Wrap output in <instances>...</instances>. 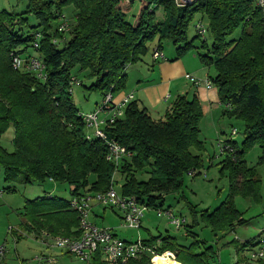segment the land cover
Instances as JSON below:
<instances>
[{
  "label": "trees",
  "instance_id": "trees-1",
  "mask_svg": "<svg viewBox=\"0 0 264 264\" xmlns=\"http://www.w3.org/2000/svg\"><path fill=\"white\" fill-rule=\"evenodd\" d=\"M138 1L135 12L131 0H28L20 12L0 10V136L13 129L12 149L0 147L3 180L9 184L7 191L14 183L66 184L70 196L111 187L115 168L106 161L100 140H85V125L68 91L69 78H79V86L89 94L103 97L110 88L118 92L125 87L128 66L145 62L148 44L155 43L152 57L154 50L162 51V42L169 41L176 46V58L193 51L205 67L214 68L209 78L224 105L222 115L235 118L242 127L240 146L226 139L232 151L219 161L220 172L229 181L227 195L212 211L189 209L192 222L186 227L197 225L199 215L215 236H221L246 223L234 204L235 195L262 202L264 15L256 0H193L181 7L174 0ZM69 6L74 10L71 29L62 36L57 32L59 16ZM195 18L205 20L210 42L196 33L188 38V26ZM238 28L239 36L232 38ZM29 49V56L42 59L45 80L12 68L11 54L28 56L24 54ZM202 117L195 93L176 96L158 119L135 100L130 102L123 117L105 128L109 138L130 152L117 167L121 180L116 191L157 209L165 195L180 193L184 175L203 167ZM253 146H259L261 153L255 165L248 166L244 155ZM21 214L19 228L12 230L16 239L24 232L70 238L80 234L69 198L47 192L26 199ZM186 235L187 244L168 234L143 243L153 247L158 241L156 251L173 252L181 264H212L213 246L190 230ZM233 244L236 251L247 246ZM88 264L103 263L95 254ZM129 264H149V259L142 255Z\"/></svg>",
  "mask_w": 264,
  "mask_h": 264
},
{
  "label": "rangeland",
  "instance_id": "rangeland-1",
  "mask_svg": "<svg viewBox=\"0 0 264 264\" xmlns=\"http://www.w3.org/2000/svg\"><path fill=\"white\" fill-rule=\"evenodd\" d=\"M28 0H0V10H7L9 12H20L25 9ZM133 2V11L139 6L138 0H131ZM63 13L69 19L74 13L71 6L64 8ZM161 10H158L157 15H161ZM130 19V15L128 16ZM197 19L191 21L188 26V38H192L195 34L193 30V25ZM203 21V20H202ZM205 21V20H204ZM203 21V22H204ZM205 23V22H204ZM240 34V28H238L232 34V38H237ZM208 42L210 38L208 35L205 36ZM155 43L148 44V52L145 56V62L151 59V53ZM163 58L159 60L150 61V66H147L145 62H142L145 70H150L147 72L149 78L158 79L162 78L163 81L169 80L172 85V92L176 89L181 88L182 90H188L190 87L193 88L191 82L185 79L186 74H190L193 77L204 80L206 76L214 75V68L205 67L199 60L197 54L193 51L176 58L175 49L176 46L169 41L161 43ZM204 50H200L203 53ZM31 49L25 52L24 55H29ZM148 64V62H147ZM207 71L209 76L207 75ZM133 73H140L139 71L134 72L128 70V75L131 76ZM77 78V77H76ZM70 79V78H69ZM79 79V78H77ZM153 80V81H154ZM131 82V79L129 83ZM175 87V88H174ZM214 88L215 85H213ZM217 92V88H216ZM83 87L74 86L72 88V100L76 105L78 112H83L87 108H92L95 106L94 100L99 98V94L92 93L89 94ZM218 95V93H217ZM165 97V96H164ZM173 98L169 101L171 102ZM166 101L163 100L157 108L152 112V116L156 118V114L163 117L167 106L169 103L165 104ZM141 106L140 103H138ZM148 111L152 110V104H148ZM142 107V106H141ZM147 109V108H146ZM202 108V112H203ZM222 115V110H221ZM222 119V120H221ZM220 120V121H218ZM216 131L209 127L199 126L201 138L204 140V149L201 152V157L203 161V168L201 173L195 177H191L189 174H185L183 177V188L180 193L167 194L164 196V202L161 209L170 211L175 218L182 219L185 218V223L179 229L172 224V219L167 216H158L157 208L147 209L144 212L143 227H147V230L143 228L132 229L121 227L116 215L111 209H107V214L103 220L96 221L99 224H109L111 223L114 229L117 231L119 237L126 239V241H135L140 238H147L149 235H156L161 232L162 234H169L176 238L177 242L180 244H187L190 238L184 236L188 228L186 226L191 224L192 219L189 213L190 206L196 209V212L208 209L212 211L216 208L221 201L225 198L229 191V181L226 173L220 172V163L217 156L221 152V147L219 142L225 141L228 138H232L236 141L237 145L240 146L242 141V127L238 120L235 118H230L225 115L217 118L216 121ZM232 128H236L237 133L231 136ZM13 135V129L9 128L7 132L0 136V147H4L7 150L11 149V136ZM193 150V149H192ZM194 152V150H193ZM261 153L259 146H253L245 153V161L248 166H254L258 156ZM220 156V155H219ZM258 173L262 175L261 169H258ZM7 184L3 180V169L0 166V246L4 244L6 246L5 259L8 260V264H17L18 262L26 264H35L34 258L41 254H49L56 252V248H46L40 243L37 235L34 232H24L21 238L16 239L12 230H17L19 228V222L22 218L23 205L26 199H34L36 197L45 196L47 192H51L50 189L57 187L52 194L58 195L62 198L69 197V186L66 184H57L54 182L46 181L43 184H33L32 186H26L19 183H14L13 188L7 191ZM53 186V188H51ZM116 190L120 187V182H115L113 184ZM262 202H255L251 197H243L235 195L233 198L234 204L240 212H242V217L247 219L248 223L237 225L233 230L227 231L223 235L215 236L211 228L203 221L198 215L199 223L195 225L191 231L198 234V238L210 243L215 252V260L212 264H233L236 261V254L234 250V238L237 237L238 240L248 237L251 240L257 237L260 230L264 228V213H259L260 206L264 203V181H262ZM111 213V215H110ZM149 219V222L146 219ZM121 228H119V226ZM189 233V232H188ZM48 234V233H47ZM52 236V235H49ZM50 250H53L52 252ZM59 251V250H58ZM60 252V251H59ZM158 253V252H157ZM142 256V255H141ZM139 256L137 259H140ZM149 259V264H151V254L146 253ZM62 257V258H61ZM56 264H88L79 258L73 257L71 255H61L57 257Z\"/></svg>",
  "mask_w": 264,
  "mask_h": 264
},
{
  "label": "built area",
  "instance_id": "built-area-1",
  "mask_svg": "<svg viewBox=\"0 0 264 264\" xmlns=\"http://www.w3.org/2000/svg\"><path fill=\"white\" fill-rule=\"evenodd\" d=\"M193 0H174L177 7L185 6ZM256 4L264 15V0H256ZM60 24L57 32L62 36L65 35L70 29L71 24L65 14L59 16ZM193 29L195 33L205 39L208 35V28L202 20H196ZM39 37L36 34L35 38ZM64 37L61 41H64ZM33 48L38 49V44L35 41ZM152 57L154 59L162 58L159 51H154ZM11 66L14 70L32 73L40 80L46 79L45 65L41 58L31 56H21L19 54H11ZM185 79L189 80L195 87L203 85L206 89H212V81L206 77L204 80L197 79L190 74L185 75ZM80 80L74 76L69 79V89L71 92L72 87L79 86ZM168 97V96H167ZM134 100V93L132 91L123 95L119 100L114 99V93L111 88L103 95L100 104L92 111L79 113V117L85 125V140L91 141L100 140L105 148V159L111 163L115 170L123 158L128 157L130 152L124 146L118 143L115 139L109 138L105 132V128L109 127L116 119L121 118L124 114L125 107ZM227 109L230 106L225 105ZM237 133L236 128H232L231 136ZM221 147L220 156L227 155L232 151L231 145L228 140L219 142ZM200 171L193 170L190 175L197 176ZM114 174L112 181L114 182ZM70 208L76 212L78 219V230L80 232L78 237L70 238L65 236H49L45 232L37 235L38 240L46 248H56L63 255H71L79 258L80 260L89 263L95 254H98L103 264H129L133 259L141 255L150 253L152 256L151 264L154 256H165L171 259H176V256L171 251H164L157 253L153 247L146 246L141 239L135 241H126L118 238L110 227H100L92 223L89 219L91 210L94 205H100L103 208H109L119 214L120 226L123 228L139 229L141 227V220L144 216L145 210L149 209L146 205L137 203L131 197L119 194L116 189L109 187L104 191H97L92 193H77L69 197ZM158 216L165 215L172 219V224L177 229L182 225L183 220L175 218L173 214L165 209H158ZM6 252V246H0V262ZM35 264H56L57 256L53 254H41L34 258ZM233 264H264V232L261 233L259 242L255 247L248 249L243 258L235 261Z\"/></svg>",
  "mask_w": 264,
  "mask_h": 264
},
{
  "label": "crops",
  "instance_id": "crops-1",
  "mask_svg": "<svg viewBox=\"0 0 264 264\" xmlns=\"http://www.w3.org/2000/svg\"><path fill=\"white\" fill-rule=\"evenodd\" d=\"M150 61L153 62L152 57H151L150 60L147 61L148 64H147V62H145L147 66H150ZM140 63H142V62H138V63H136L134 65L128 66V68L126 69L127 79H126L125 87L123 89L119 90L118 92L114 93V99L115 100H119L123 95H125L126 93L132 91L134 93V100L136 102L140 103L142 107L147 108V110H148V107H147V106H149L148 104H152L153 111L150 110L148 112H149L150 116L152 118H154L152 116V112L154 113V109L157 108L159 106V104H161L163 102V100L166 101L165 104H167V103H169V101L172 98L174 99L178 95L186 94V95L190 96L193 93H195L198 96V98H199V100L201 102L202 108H204L203 109V117H202V120L200 122L201 126L202 127L204 126L205 128L209 127V128H212L214 131H216V129H217L216 121H217V118L220 119V116H222L221 115V110L223 109V106H222V104L219 101V98H218V95H217V92H216V88L212 87V89L208 90L203 85H200L198 87H194V86H193V88L190 87L188 90H186V89L182 90L181 88H179V89H176V91L172 92L171 91L172 90V85H171V82L169 80L163 81L162 78H158L156 80L149 78V76H148L149 74H147V72L150 71V70L146 71L144 66H142V64H140ZM128 70H132L134 72L139 71L140 73H133L131 76H129L128 75ZM207 75L209 76L208 71H207ZM130 79H131V82L129 83ZM101 100H102V95H100L99 98H96L94 100V104H95L94 107L87 108V109L82 110V111L83 112L92 111L93 109H95L96 106H98L100 104ZM156 116L157 117L154 118V119L160 118L159 114H156ZM218 121H220V120H218ZM200 134H202V133H200ZM12 138H13V135L11 136V149H12ZM200 139H202L201 135H200ZM226 157H227L226 155L222 156L219 159V161L224 159V158H226ZM190 176L193 177L192 175H190ZM113 178H114V182H116V183L120 182L121 174L119 172H116L114 174ZM51 188H53V186H51ZM54 190H57L56 186H54V189H50V191H51L50 193H52ZM67 198H64V199H67ZM107 209H109V208H103L100 205H94L92 210H91L89 219L91 220L92 223L96 224L97 226L110 227L112 229V232L118 238H120L122 240H126L124 238L119 237L117 231L114 229V227H113V225L111 223H109V224H103V223L99 224V223L96 222V221L103 220V218L107 214V212H106ZM149 209H153V208H149ZM112 212L116 215V217L118 218V221L120 223L119 214L117 212H115L114 210H112ZM260 213H264V203H262V206H260V211H259L258 214H260ZM110 215H111V213H110ZM242 218L245 219L244 217H242ZM245 220H246V223H248L247 219H245ZM146 221L149 222V219L147 218ZM184 221H185V218H184ZM143 224H144V220H141V227L140 228H143L144 230L148 231L147 227H143ZM119 228H121V227L119 226ZM186 228H188V230H190V231L192 229V227H186ZM262 232H264V228H262L260 230L259 234L257 235V237H255L252 240L250 238H248V237H244V239H240V240H238L237 237L234 238V241H237L240 244L247 243V246H245L241 250L238 249V251H236L235 246H234V250H235L234 252H235L236 257H237L236 260L242 259L243 255L245 253V250L247 248L255 247L257 245V243L259 242V238L261 237V233ZM159 234H162V233L159 232L156 235H149V237H147V238H140V239L142 241H144V240H146V239H148V238H150L152 236H158ZM162 235H165V234H162ZM187 235L184 234V236H187ZM158 245H159V242L157 241L156 246H153V248L158 247ZM50 251L52 252L53 250H50ZM49 254H53L54 256H57V257L63 255L58 250H57V253L53 251V253H49ZM7 262H8V260H6L5 256H4L2 264H8ZM17 264H19V262ZM24 264H26V263H24Z\"/></svg>",
  "mask_w": 264,
  "mask_h": 264
},
{
  "label": "bare ground",
  "instance_id": "bare-ground-1",
  "mask_svg": "<svg viewBox=\"0 0 264 264\" xmlns=\"http://www.w3.org/2000/svg\"><path fill=\"white\" fill-rule=\"evenodd\" d=\"M154 51H157V50H154ZM153 51V52H154ZM159 52H161V51H159ZM161 54H162V52H161ZM153 55V54H152ZM162 58H163V54H162ZM162 58H159V59H162ZM152 59L153 60H159V59H154L153 57H152ZM210 79V78H209ZM211 80V79H210ZM195 87V86H194ZM71 91H72V89H71ZM224 106V105H223ZM97 107V106H96ZM95 107V108H96ZM94 110V109H93ZM89 112V111H88ZM79 113H82V112H78V114ZM124 115V114H123ZM123 117V116H122ZM121 117V118H122ZM119 119V118H118ZM199 175V174H198ZM114 187V186H113ZM69 197H70V195H69ZM68 197V198H69ZM182 220H183V223H182V225L185 223V221H184V218H182ZM181 225V226H182ZM180 226V227H181ZM179 227V228H180ZM250 248H252V247H249V248H247L246 250H245V252L248 250V249H250ZM5 254H6V252H5ZM5 254H4V256H5ZM245 254V253H244ZM67 255V254H66ZM244 256V255H243ZM243 258V257H242ZM3 259H4V257L2 258V260H1V262H0V264H2V262H3ZM237 261V260H236ZM153 262H155V264H181L178 260H175V259H171L170 257H165V256H161V257H158V256H154V258H153ZM19 264H23V263H21V262H19Z\"/></svg>",
  "mask_w": 264,
  "mask_h": 264
}]
</instances>
